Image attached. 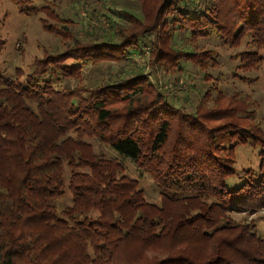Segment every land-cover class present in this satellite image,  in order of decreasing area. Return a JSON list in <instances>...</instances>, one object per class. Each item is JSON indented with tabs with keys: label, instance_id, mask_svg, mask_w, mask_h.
I'll use <instances>...</instances> for the list:
<instances>
[{
	"label": "trees",
	"instance_id": "obj_1",
	"mask_svg": "<svg viewBox=\"0 0 264 264\" xmlns=\"http://www.w3.org/2000/svg\"><path fill=\"white\" fill-rule=\"evenodd\" d=\"M9 1L22 14L32 13L34 0ZM151 6L154 20L141 24L139 33L119 29L123 19L137 21L121 10L124 16H108L106 44L75 38L73 56L50 54L23 80L0 71V264H122L134 238L141 255L152 250L157 256L147 264H264L255 224L230 218L264 209V172H248L237 190L226 188L238 146L260 145L264 166V135L248 117L246 100L220 97L203 115L166 105L147 112L144 105L147 116L139 123L131 110L151 91L142 73L89 89L59 85L75 78L77 64L132 54L134 47L152 48L157 62L210 60V53L198 57L187 44L213 36L231 47L250 40V49L239 55L243 69L262 61L264 0H156ZM166 37L180 50L166 51ZM117 102L130 108L123 117L112 113ZM92 138L151 174L161 206L145 199L119 159L95 153L86 142ZM65 167L71 174L67 188ZM66 189L72 202L60 209Z\"/></svg>",
	"mask_w": 264,
	"mask_h": 264
},
{
	"label": "rangeland",
	"instance_id": "obj_2",
	"mask_svg": "<svg viewBox=\"0 0 264 264\" xmlns=\"http://www.w3.org/2000/svg\"><path fill=\"white\" fill-rule=\"evenodd\" d=\"M155 1L34 0L29 8L33 9L30 10L32 13L25 15L13 2L0 0V71L6 78L16 79L17 75H21L20 78L23 80L32 72L37 61L50 54L70 51L69 55L73 56L75 54V51H72L75 47L73 39L75 38L80 39L82 43L93 40L98 44H106L103 35L110 27L109 17L117 19L120 14L124 16L120 13L121 10L133 13L137 21L134 19L129 23L127 19H123L119 22L123 25L119 29L129 35L139 33L141 24L145 27L153 22L151 5ZM166 38L169 39L167 45L166 42L165 45L163 44L166 51L168 50L166 47L180 50L181 47L175 46L171 38ZM121 39L117 41L121 42ZM249 41L246 37L238 47H231L227 41L217 36L196 40L187 44L188 49L196 50L198 57L210 53L208 56L212 58L206 61L203 59L202 62L180 64L176 63V59L171 62H157L152 48L134 47L132 48L134 54H106L103 55V60L88 66L77 64L79 69L75 78L61 80L59 85H68L72 89H89L94 85L96 87L108 81H114L119 76L129 77L131 73H142L151 91L141 97V103L139 102L141 105L137 104L131 110V117H138L139 123L147 116V112L157 105L159 107L166 105L170 109L180 108V114L184 112L191 115L200 113L203 115L213 109L216 99L237 95L242 100H246L248 106L250 105L248 117L259 124L264 135V52H260L262 61L257 68L243 69L244 64L239 55L250 49ZM128 44L131 42L124 45ZM68 64L73 65V61H68ZM79 94L84 95L85 92ZM144 105L146 109H149L146 110L147 112H144ZM111 110L114 116L123 117L130 108L127 104L117 102L112 105ZM221 124L222 122H208L210 127ZM136 125L134 123V127ZM69 135L75 136L73 133ZM86 142L95 153H103L107 158L119 159L125 167V175L138 180L140 189L145 193V199L149 203L161 206V191L157 183L137 162L123 159L95 138L86 139ZM261 149L260 145L253 144L237 147L235 175L226 180L227 190H237L245 177L249 175L248 172L253 171L256 174L261 173L262 170L264 172L260 157ZM65 175L67 188L71 175L68 167H65ZM71 202L72 194L66 189V193L58 200V206L62 209L70 206ZM230 218L235 224L254 223L258 236L264 240V209L253 214L233 212ZM151 251L141 255L143 248L139 247L138 238H134L127 244L120 262L137 264L141 259V262L147 264L149 260L157 258Z\"/></svg>",
	"mask_w": 264,
	"mask_h": 264
}]
</instances>
